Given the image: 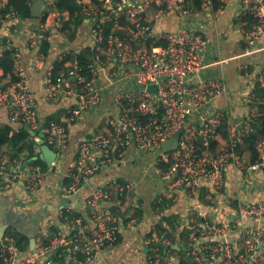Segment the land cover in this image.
I'll return each instance as SVG.
<instances>
[{
  "label": "built area",
  "instance_id": "1",
  "mask_svg": "<svg viewBox=\"0 0 264 264\" xmlns=\"http://www.w3.org/2000/svg\"><path fill=\"white\" fill-rule=\"evenodd\" d=\"M74 2L77 6L74 16L81 21L88 20L89 45L93 53L87 67L91 76H82L74 52L67 49L57 54L56 60L64 63L54 76L51 75L52 66L44 96L49 102L72 96L74 102L61 120L49 118L43 124L40 122L37 101L20 52L10 39L0 35V57L5 50L14 48V79L10 75L4 77L0 69V108L6 110L10 123L28 126L34 131L33 136L42 129L43 142L56 152L55 159L45 167L24 162L9 152L3 154L0 158V190L18 183L35 194L46 185L47 174L57 166L67 148L70 126L100 103L103 86L99 83V74L108 67L109 81L132 77L138 87L120 90L114 96L119 111L108 118L111 133L98 132L77 142L75 155L60 185V194L64 198L73 196L99 169L121 157L130 144L144 151L158 150L162 141L183 128L177 148L168 152L159 150L155 160L156 173L166 182L153 201L162 226L168 227V224L161 219L164 209H160V205L176 202L180 190L195 196L202 182L208 186L207 197L211 202L219 206L229 204L231 199L224 193V172L230 161L238 165L244 162L237 148L255 128L257 108L254 102L259 99L253 92L249 93L248 115L241 120L232 119L223 110L208 109L211 100L224 90L222 78L188 82L191 75L205 66L208 37L199 29L182 26L166 30L158 29L156 24L170 12L193 13L196 9L192 0ZM218 2L219 6L213 9L211 0H203L201 10L216 18L230 0ZM238 2L235 31L242 34L245 50L250 52L264 38V0ZM4 6L0 1V9ZM64 12L67 11L57 9L56 0H44L41 15L36 19V32L26 34L28 46L38 52L39 58L45 56L41 42H51L55 32L61 31L69 18ZM42 17L44 20L40 21ZM123 18L138 20L133 24L122 23ZM25 19L9 10L0 16V25L5 23L17 28ZM256 80L257 85L264 87V67L258 71ZM150 84H155V93L147 89ZM223 124L226 142L212 147L211 141ZM257 150V159L247 165L249 171L264 168V139L257 144ZM132 188L130 181H110L93 187L86 196L89 205L86 216L74 214L70 206L63 205L59 215L69 230H58L46 238L40 236L30 257L23 258L14 236L5 234L0 239V264H51L52 253L59 259L63 256V264H95L102 250L118 243V237L125 229L136 230L140 224V216L133 215V211L124 214L103 203L109 201L112 194L122 195ZM235 205L237 217L227 216L223 220H214L198 209H190L186 219L188 249L184 253L158 246L159 242L172 243L166 234L156 232V223L151 224L150 234L142 235L146 263L264 264V226L260 223L264 218V203L238 200ZM249 219L259 223L249 224Z\"/></svg>",
  "mask_w": 264,
  "mask_h": 264
},
{
  "label": "crops",
  "instance_id": "2",
  "mask_svg": "<svg viewBox=\"0 0 264 264\" xmlns=\"http://www.w3.org/2000/svg\"><path fill=\"white\" fill-rule=\"evenodd\" d=\"M0 1L4 4L7 2V0ZM238 10V0H230L216 18H212L201 9L189 15L170 12L157 22L156 27L176 30L186 26L199 29L208 37L209 46L204 57L205 66L197 74L191 75L188 82L211 77L222 78L224 90L211 100L208 109L210 111L223 110L230 118L241 120L249 113L250 104L247 97L257 85L258 71L264 67V38L255 44L250 52H246V43L242 34L235 31L234 18ZM64 16L69 18L65 20L63 29L55 32L53 39L49 42V50L43 58H39L38 52L27 44L26 34L30 31L36 32L35 26L38 20L25 19L22 26L17 28L5 23L0 25V35L5 39H10L13 46L20 52L31 89L35 94L42 124L49 116H54L58 120L63 119L74 102L72 96H65L58 102H49L45 99L44 91L48 74L56 61L57 54L67 49L72 53L76 52L91 42L87 19L81 21L78 17L69 16L67 12H64ZM244 65L246 67H243ZM108 70L107 67L99 74V83L103 86L100 103L95 108L84 112L79 120L70 126L67 148L55 169L47 174L46 185L35 194L26 191L18 183L11 184L5 190H0V225L4 217L9 218L12 222L10 228L14 229L17 234L8 232L10 228L6 234L12 236L21 234L28 240V233H34L38 240L40 236H51L58 230L66 232L69 226L59 215V210L63 205L70 206L74 214L86 216L89 209L86 196L93 187L110 181L118 183L130 181L133 186L131 191L122 195L114 193L109 201L104 200L103 203L124 214L131 213L139 205L142 210L140 224L136 230L125 229L120 241L106 246L95 264L114 262L147 264L142 253L145 251V248L141 246L142 235L151 232L149 230L151 224L161 221L154 210L153 201L156 194L166 186L165 180L159 173H156L155 167V160L161 149L144 151L130 144L121 157L99 169L73 196L64 198L60 194L61 181L71 165L77 142L98 132L111 133L112 127L108 123V118L119 111L114 96L120 90L138 87L132 77L114 82L109 81ZM0 123H8L14 129L20 126L10 123L6 110L2 108H0ZM215 140L218 147L226 142V138L219 133ZM9 150L10 146H5L4 154ZM35 151L42 154L41 145L37 144ZM241 154L244 158L243 164L238 165L230 161L224 172V193L231 199L229 204L219 206L211 202L207 197L208 186L202 182L195 196L180 190L178 200L163 210V215L177 216L179 225H177L175 236H178L181 226L186 227L188 211L192 208L204 212L211 219L223 220L227 216L233 219L237 217L235 204L238 200L264 203V168L249 171L247 165L255 161L258 156L252 160V152L245 145L241 148ZM41 159L47 164L45 159ZM248 223L259 222L249 219ZM260 223L264 226V218L260 220ZM52 227L57 229L54 230ZM186 229L188 230L187 227ZM32 253L28 244V248L21 251V256L30 257ZM56 257L59 260L57 255Z\"/></svg>",
  "mask_w": 264,
  "mask_h": 264
},
{
  "label": "trees",
  "instance_id": "3",
  "mask_svg": "<svg viewBox=\"0 0 264 264\" xmlns=\"http://www.w3.org/2000/svg\"><path fill=\"white\" fill-rule=\"evenodd\" d=\"M203 0H192V4L196 10L201 9V4ZM34 0H7L4 7L0 9V16L9 10H14L18 13L22 18L33 19L32 17V4ZM212 8L215 9L219 6L218 0H211ZM56 7L59 11H67L70 16H74L75 11L77 10V6L74 0H56ZM44 17L41 18L40 21H43ZM138 18H123L121 20L122 23H134ZM50 44L49 41L41 42V49L46 54L49 50ZM13 51L14 48L5 50L3 55L0 57V69L2 71V75L5 77L7 75L11 76V79H14L12 70H13ZM77 58V62L79 67L81 68L82 76L89 78L91 76V72L89 71L87 65L92 56L93 50L90 45H86L81 47L79 50L74 52ZM69 58V55L66 57ZM65 58V60H66ZM64 61H55L52 68L51 75L54 76L59 68L63 66ZM255 96L258 97L259 100H255V105L257 108V114L255 116V128L254 130L244 139V142L237 148V150L241 153V148L245 145L253 155L254 160L258 156L257 144L264 139V87L256 85L252 91ZM56 119L54 116H49L47 119ZM218 133L222 134L225 138L227 137V132L225 130V124L218 128ZM38 143L34 139V136L23 126H19L17 129L12 128V126L8 123L0 125V158L5 153L4 147L10 146L9 154L11 156H16L22 158V161H27L31 164H38L42 167H45L46 164L43 162L41 158L34 159V156H37L39 153L35 151V147ZM216 140L211 141V146L215 147ZM75 155V152H74ZM165 165V164H163ZM170 202L162 203L160 205V209H165L170 206ZM114 210V209H113ZM141 207L138 205L133 210V215H141ZM162 219H164L168 227H163L161 222H157L156 224V232L160 235L166 234L171 243H178L181 247L186 249H180L179 252L184 253L187 250V235L188 230L185 226L180 227V231L178 236H175L176 230L178 229L179 223L177 222V216L173 214H165L162 215ZM127 220V218H125ZM170 227V228H169ZM53 228V227H52ZM57 229L56 227L53 228ZM17 234V233H16ZM14 235L16 245L18 248L23 251L28 248L29 240L24 236ZM150 234V233H148ZM46 238V236H43ZM184 237V238H183ZM121 236L118 237V242L120 241Z\"/></svg>",
  "mask_w": 264,
  "mask_h": 264
},
{
  "label": "water",
  "instance_id": "4",
  "mask_svg": "<svg viewBox=\"0 0 264 264\" xmlns=\"http://www.w3.org/2000/svg\"><path fill=\"white\" fill-rule=\"evenodd\" d=\"M44 6V0H35L32 4V17L34 19H37L40 17L42 9ZM147 89L153 93L156 92V86L155 84H150L147 86ZM31 134H34L33 130H30L28 128V126H24ZM38 134L37 136H35V140L36 142L41 145V150H42V154H38L37 156H34V159L36 158H43L45 159V162L47 164L50 163V161L54 160L56 157V152H54V150H52V148L50 146H48L46 143L43 142V132L42 131H37ZM183 132V128L179 129L178 131H176L172 136H170L169 138L165 139L164 141L161 142L160 145V149L163 152H168V151H172L174 149L177 148L178 144H179V139H180V135ZM55 169V166L52 168V170ZM62 182V181H61ZM89 210V209H88ZM12 225V222L9 218L4 217L2 219L1 225H0V238H2L7 230L10 228V226ZM28 238H29V249L30 250H34L35 244H36V237L34 233H28ZM158 246L162 247V248H174L176 250H180V249H186L184 247H181L178 243H173L171 245H166L163 244L161 242L158 243ZM188 249V248H187ZM51 264H63L64 260L63 259H59L57 260V257L54 253L51 254Z\"/></svg>",
  "mask_w": 264,
  "mask_h": 264
},
{
  "label": "rangeland",
  "instance_id": "5",
  "mask_svg": "<svg viewBox=\"0 0 264 264\" xmlns=\"http://www.w3.org/2000/svg\"><path fill=\"white\" fill-rule=\"evenodd\" d=\"M8 232L16 233V231H14V229H11V228H10V230Z\"/></svg>",
  "mask_w": 264,
  "mask_h": 264
}]
</instances>
